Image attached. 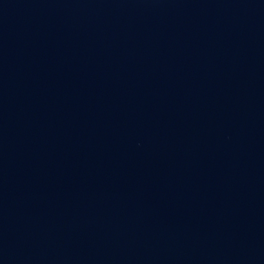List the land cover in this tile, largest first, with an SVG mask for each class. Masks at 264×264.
Returning a JSON list of instances; mask_svg holds the SVG:
<instances>
[{
  "label": "water",
  "instance_id": "water-1",
  "mask_svg": "<svg viewBox=\"0 0 264 264\" xmlns=\"http://www.w3.org/2000/svg\"><path fill=\"white\" fill-rule=\"evenodd\" d=\"M0 264H264V0H0Z\"/></svg>",
  "mask_w": 264,
  "mask_h": 264
}]
</instances>
